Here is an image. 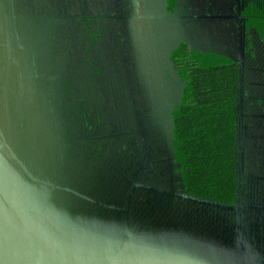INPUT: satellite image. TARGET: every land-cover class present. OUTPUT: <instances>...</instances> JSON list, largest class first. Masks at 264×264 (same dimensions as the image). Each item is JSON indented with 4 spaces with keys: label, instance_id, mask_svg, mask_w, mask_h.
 <instances>
[{
    "label": "rangeland",
    "instance_id": "1",
    "mask_svg": "<svg viewBox=\"0 0 264 264\" xmlns=\"http://www.w3.org/2000/svg\"><path fill=\"white\" fill-rule=\"evenodd\" d=\"M82 1L0 0L6 11L11 43L8 59L1 22L0 129L8 148L16 151L24 163L25 160L28 162L29 166L25 163L27 169L34 176L56 184L59 202L76 208L90 209L89 205L111 203L125 205L130 216L143 222L181 223L195 228L210 225L208 217L217 219L218 214L224 216L223 221L232 216L238 222L233 214L234 211L236 216L239 215L238 204L222 207L218 211V207L210 203L196 205L182 180L176 177V172L170 171V158L165 154L159 161L155 160L163 151L158 146L160 131L155 128H147V132L139 130L133 106L128 102L123 105L125 99H119L135 96L146 104L151 102L150 98L160 100L158 86L164 77L166 88L162 95L169 98L180 96L185 79L180 69L177 68L178 75L175 72L174 58L178 60L175 63L192 57L205 64L236 59L238 67L243 65L241 68L245 72L247 87L260 88L263 85H258L257 77L251 73L259 65L264 68V60H260L264 52L258 49L259 44L264 46V31L261 32L260 24L255 21L249 23L234 17L239 18V14L243 13V16L256 17V21H261L264 10L257 13L256 6H252L253 0H225L227 3L209 0L207 4L203 3L199 8L201 12L216 14L213 10L215 4L230 14L229 33L233 43L228 46L234 47L231 51L225 46L223 38L226 20L218 23L214 18L209 19L207 26L202 28H198L192 20L185 25L176 18L182 8L167 9L168 0H149L144 4L146 14L142 33L145 41L141 47L145 73L143 81L140 78L142 84H129L127 79H122L128 78L127 75L121 76L118 72V66L129 68L136 65L137 58L132 56V52L139 43L129 44L131 42L123 40L122 36L126 33L119 23H113L108 30L102 29L103 23L102 28L97 29L102 35L111 33V36L106 40L97 38V41L104 42L102 49L109 52L111 60L103 59L106 78L105 75L98 80L94 78L92 85L95 86H87L86 80L81 83L78 63L72 65L69 61L71 52L76 56L81 52L75 45H69L71 32L67 30V24L58 21V17H46L54 12L61 16L81 13V8L101 12L97 9L100 0H85L87 5ZM154 1L158 3V8H152ZM173 1L170 6H182ZM109 3L103 7H110ZM114 3L119 4L117 0ZM172 11L176 13L173 17ZM147 28H150L149 33ZM243 31L246 33V46L249 40L252 44L246 60L237 48L236 34ZM117 42L125 45L118 46ZM183 43H187L188 47H179L178 52L177 44ZM116 49L127 53L121 56L122 61L125 59L123 64L115 62ZM263 73H258V76ZM133 74L136 75V71ZM121 81L126 83L121 84ZM85 96H90L95 102L98 98H104V101L97 102L91 109L81 110L78 100ZM37 105L39 108H35ZM74 112L77 116L72 115ZM237 182L240 188L234 202L236 199L242 202L244 185L240 177ZM220 225L225 227V224ZM216 228L219 229L217 225Z\"/></svg>",
    "mask_w": 264,
    "mask_h": 264
},
{
    "label": "trees",
    "instance_id": "2",
    "mask_svg": "<svg viewBox=\"0 0 264 264\" xmlns=\"http://www.w3.org/2000/svg\"><path fill=\"white\" fill-rule=\"evenodd\" d=\"M82 2L85 5L88 3L85 0ZM102 2L103 5H100ZM108 2H110V7L104 8L103 6ZM117 2L119 4L115 5L114 0H100L97 2V9L101 12L81 8V13L77 14L65 13L61 16L54 12L46 16L58 17V21L67 24L66 28L71 32L68 37L69 45H75L81 52L79 56L71 52L69 61L72 62V65L78 63L81 70V83L86 80L87 86H95L92 85L94 78L98 80L104 75L106 78V64H103V59L107 58L109 62L111 60L109 52L106 53L102 49L104 42L97 41V38L106 40L111 36V33L102 35L97 29L102 28L103 23L104 28L102 29L104 30L110 29L113 23H119V27L124 28L123 31L126 33L122 39L131 42L129 44L139 43V46L134 47L132 52V56L137 58L136 65H131L129 68L118 66V72L121 76L127 75L128 78L122 77V79L128 80L127 83L142 84L141 79L144 78L145 73L141 47V43L145 41V36L142 33L144 31L143 16L146 14L144 4L150 1L136 0L138 12L134 7L133 0H117ZM168 2L167 9L174 8L170 6L172 0H168ZM151 4L152 8H158L156 1ZM253 5L256 6L257 13L263 12L264 0H253ZM3 11L6 14L4 9ZM261 19L264 21V15ZM89 26H93L95 29L89 28ZM147 31L149 33L150 28ZM117 45L124 46L125 44L117 42ZM179 47L182 46L177 45L178 52L180 51ZM126 54V52L116 49L114 52L115 62L123 64L125 59L122 61L121 56ZM79 58L80 60L77 62ZM177 61L174 58L175 72L178 75L177 68L180 69L185 79V86L180 96L175 95L169 98V96L162 95L166 88L164 77L158 86V90L161 92L160 100L150 98L151 102H147V104L135 96L119 100L125 99L122 101L123 105H127L128 102L133 106L139 130L147 132V128H155L160 131L161 142L158 146L162 147L163 151L155 160L159 161L165 154L170 158L168 160L170 171L176 172V177L182 180L184 187L195 199L197 206L210 203L211 206L218 207L217 211L223 209L219 206L225 204L234 206V196L240 188L237 182L240 177L239 169H237L238 150L242 140L240 122L244 114V103L250 102L247 96L241 95L243 87L244 93L247 94V82L241 84L239 62L233 58L224 63L212 64L199 63L198 58H183L182 63H175ZM122 69H126V71ZM133 71H136V75L133 74ZM161 72L165 73L163 70ZM120 83L126 82L121 81ZM141 87L144 90L142 85ZM30 90L32 91L31 88ZM103 99L98 98L97 102H103ZM78 101L81 103V110L91 109L97 105V102L90 96H85ZM35 108H39V105ZM65 108L68 109V107ZM72 115L77 116V113L74 112ZM212 202L219 203V206ZM233 214L236 216L234 211ZM198 228L203 229L202 227Z\"/></svg>",
    "mask_w": 264,
    "mask_h": 264
},
{
    "label": "water",
    "instance_id": "3",
    "mask_svg": "<svg viewBox=\"0 0 264 264\" xmlns=\"http://www.w3.org/2000/svg\"><path fill=\"white\" fill-rule=\"evenodd\" d=\"M55 185L27 169L0 129V264H264L238 214L230 247L189 224L140 221L125 205L99 204L89 214L59 202Z\"/></svg>",
    "mask_w": 264,
    "mask_h": 264
},
{
    "label": "flooded vegetation",
    "instance_id": "4",
    "mask_svg": "<svg viewBox=\"0 0 264 264\" xmlns=\"http://www.w3.org/2000/svg\"><path fill=\"white\" fill-rule=\"evenodd\" d=\"M153 18H155V16H153ZM143 20L145 22V16ZM147 22L149 23V21ZM0 23L3 25L0 24V26H2L1 31L5 43L4 48L8 58L11 48L9 24L1 3ZM148 29L149 28L146 30ZM258 69L252 70L251 74L253 76H258L260 71H258ZM262 72L263 70L261 73ZM263 89L264 85L260 88L249 87L247 94L252 98H249L250 102L244 103V114L240 122L242 140L239 145L237 161V169H239L240 180L244 187L241 198L242 202H237L236 199L233 204L240 205L238 206V226L240 230L243 231V236L250 242L252 249L258 251L261 255H264V251L261 252L264 246V107L261 108L255 100L259 95L264 96ZM18 149L20 148L18 147ZM29 160L31 161L32 159ZM25 163L28 165L26 160ZM89 207L91 208L89 211L95 210L92 209L93 206L89 205ZM95 213L96 212L93 211L89 214ZM109 217L110 216L107 218ZM222 218H224V216L219 214L217 219H215L214 216H212V219L208 217L210 225L203 226L202 230L203 232L205 231L204 233H206V236L233 247L235 237L237 236V223L232 216L227 217L225 221H223ZM220 224H225V227H222ZM216 225L221 231L216 228Z\"/></svg>",
    "mask_w": 264,
    "mask_h": 264
},
{
    "label": "crops",
    "instance_id": "5",
    "mask_svg": "<svg viewBox=\"0 0 264 264\" xmlns=\"http://www.w3.org/2000/svg\"><path fill=\"white\" fill-rule=\"evenodd\" d=\"M206 1H209V0H201V1H199V0H196V1L195 0H175L174 1L175 3H178V4H181L182 5L179 8L174 7L175 10L176 9L180 10L182 8V10H180L178 12L179 16L177 15L178 17H176V18L182 20L185 25L188 24V21H191L192 20L193 22H195V24H196V26L198 28H202L204 26H207V20H209V19H213L214 18V19H216L218 21V23H221L223 20H226L227 21V24H225V33H224L223 38L225 37V41H224L225 42V46L228 47V49L232 51V49L234 47H229L228 46V44L233 43V41L230 39V33H229V31L231 30V28L229 27V23H228V20L230 19V14L224 12L223 8L220 7V6H218V5H217L218 7H216L215 4H214V7H213V3L211 5H212L213 10H214V12L216 14H214V13L212 14V13H210L208 11H206V12L199 11V8L203 5V3H206L207 4ZM224 1L225 0H221V2H224ZM226 3L220 4V5L223 6ZM171 14H172V17H173V16H175L176 13H174L172 11ZM239 16H240L239 18H237V17H234V18L235 19H240L242 21H248L249 23H252V21H255V22H257V23L260 24V26H261L260 27L261 28V32L264 31V21H256L254 19V17L243 16V13H242V15L239 14ZM260 22H263V23H260ZM239 30H241V28ZM208 37L209 36H207L206 39ZM236 37L238 38L237 39V43L239 42L237 48H238V50L240 52V55L244 58V60H246V59H248L247 51L252 50L251 40H249V42L247 44L248 47H247L246 46V33L244 31L241 34H236ZM242 39H243V41H242ZM177 45H179V44H177ZM180 46H182V48L183 47H188V44L187 43H184L183 45L180 44ZM226 47H225V50H226ZM259 48H260V51L261 52H264V46H262V45L259 44L258 49ZM250 57L251 56H249V58ZM260 57H261L260 60L263 61L264 60V56L263 55H260ZM188 58L192 59L191 57H188ZM241 67H239V69L241 71L242 78H243V83H244V73L245 72H244V70ZM258 67L259 68H262L260 65ZM263 69L264 68L259 69L260 70L259 73H261V71ZM255 77H257V81L256 82H257L258 85H260V86L261 85H264V73H263V75H259V76H255ZM248 89H249V87H248ZM263 91H264V89H263ZM243 96H247L248 98H252V97L248 96V94H245L244 93V87H243ZM255 102L259 106H261V108H263L264 107V96H261V95L257 96Z\"/></svg>",
    "mask_w": 264,
    "mask_h": 264
}]
</instances>
